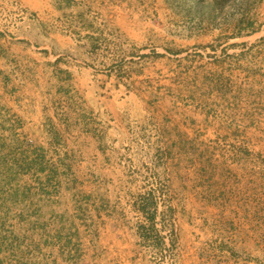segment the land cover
<instances>
[{
	"label": "rangeland",
	"instance_id": "1",
	"mask_svg": "<svg viewBox=\"0 0 264 264\" xmlns=\"http://www.w3.org/2000/svg\"><path fill=\"white\" fill-rule=\"evenodd\" d=\"M0 264H264V0H0Z\"/></svg>",
	"mask_w": 264,
	"mask_h": 264
},
{
	"label": "trees",
	"instance_id": "2",
	"mask_svg": "<svg viewBox=\"0 0 264 264\" xmlns=\"http://www.w3.org/2000/svg\"><path fill=\"white\" fill-rule=\"evenodd\" d=\"M231 1L232 0H212L214 5L220 7L221 10H223L227 5L231 4Z\"/></svg>",
	"mask_w": 264,
	"mask_h": 264
}]
</instances>
